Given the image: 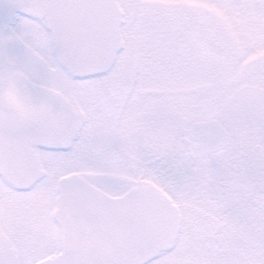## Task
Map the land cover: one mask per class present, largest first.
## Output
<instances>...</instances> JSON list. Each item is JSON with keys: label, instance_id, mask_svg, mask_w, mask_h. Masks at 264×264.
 Here are the masks:
<instances>
[{"label": "snow or ice", "instance_id": "6c2138e0", "mask_svg": "<svg viewBox=\"0 0 264 264\" xmlns=\"http://www.w3.org/2000/svg\"><path fill=\"white\" fill-rule=\"evenodd\" d=\"M0 264H264V0H0Z\"/></svg>", "mask_w": 264, "mask_h": 264}]
</instances>
